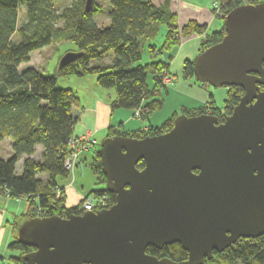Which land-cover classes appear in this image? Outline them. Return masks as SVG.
<instances>
[{"label":"water","instance_id":"obj_1","mask_svg":"<svg viewBox=\"0 0 264 264\" xmlns=\"http://www.w3.org/2000/svg\"><path fill=\"white\" fill-rule=\"evenodd\" d=\"M224 30L194 58L193 75L213 88H241L231 113L220 123L209 113L179 114L165 133L104 139L99 156L115 203L24 222L18 241L35 249L27 264H202L264 233V2L230 10ZM79 56L64 53L58 67ZM173 243L185 262L145 253Z\"/></svg>","mask_w":264,"mask_h":264},{"label":"trees","instance_id":"obj_2","mask_svg":"<svg viewBox=\"0 0 264 264\" xmlns=\"http://www.w3.org/2000/svg\"><path fill=\"white\" fill-rule=\"evenodd\" d=\"M58 1L0 0V142L9 139L12 150L10 158H0V191L12 199H24L28 205L26 212L14 216L11 223L13 241L7 249L18 253L8 257L12 264H27L24 256L35 250L18 241L17 233L24 222L35 217L79 215L77 208L80 203L67 207L61 185L62 181L71 178L64 162L70 152L69 140L75 138L72 135L77 117L73 109L78 105V98L72 90L56 87V77L95 75L101 88L115 91V98L110 103L111 111L139 110L141 118L146 120L162 106V100L152 97L161 89L159 74L168 70L165 63L155 60V51H169L178 46L181 39L199 36L206 27L189 20L179 28L176 15L167 7L155 6V0H105L109 5V23L105 27L93 21V17L103 11L96 0L88 10L85 9L86 0H70V4L60 9L57 8ZM261 2L264 0H215L213 4L219 6L223 23L219 30L200 39L199 53L222 39L225 34L224 16L230 10ZM21 7L24 8V18L19 22ZM212 10L215 12L213 7ZM161 24L167 31L157 50L150 41L156 37ZM61 41H69L75 46L66 52H80V56L65 66L57 67L55 75L44 76L30 67L18 71L20 65L29 62L32 52ZM147 41L146 49L151 61L140 64L143 43ZM109 51L113 53L112 60L102 63L103 55ZM193 62V59L183 61L181 72L184 79L194 77ZM148 73L154 80L151 89L147 85ZM258 87L264 91V83ZM226 91L222 108L206 105L183 108L162 124L149 125L145 130L124 131L109 127L102 141L114 136L140 139L165 133L172 128L178 114L190 117L209 113L215 115L220 123L243 94L242 89L235 86L227 87ZM37 146L42 148L39 159L33 157ZM21 158H24L22 170L17 174L16 163ZM88 166L95 184L102 186L91 190L88 196L106 195L107 208L110 207L115 203V195L105 189L106 177L102 172L99 149L93 151ZM143 166L142 161L136 165L137 169ZM57 192L59 196L56 198ZM145 253L177 263L185 262L188 256L177 243L161 249L149 246ZM202 264H264V233L254 239H238L223 252L214 251L212 258Z\"/></svg>","mask_w":264,"mask_h":264},{"label":"crops","instance_id":"obj_3","mask_svg":"<svg viewBox=\"0 0 264 264\" xmlns=\"http://www.w3.org/2000/svg\"><path fill=\"white\" fill-rule=\"evenodd\" d=\"M191 1L194 3H191L187 0H155L154 4L157 7H167V9L170 12L174 13L176 15V22L179 28L180 26L184 25L189 20H194L198 24H201V25H204V24L207 25L208 26V30L206 32L207 35L215 31V28L220 27V21L213 20L211 16V10H212L211 5L215 2V0H210V2L209 0H203V1L191 0ZM212 27H214L213 30H212ZM158 29H159V26H158ZM192 39L197 40L195 37H190V38L188 37L185 39H181V42L179 43V45L169 51H165V50H161L160 52L155 51V54H156L155 60L165 63L167 65L168 72L171 73L170 72L171 65L175 61L174 58L177 57L178 54L179 56L183 54V56L186 57L184 60L192 59L198 55L199 45L198 46L195 45L193 47V50L185 47V45L191 42ZM153 41L154 40L150 41L152 45H154ZM147 42L143 43V47L146 48V46L149 44V42L148 43ZM155 48L157 49L158 47L155 46ZM149 59H150V56H149ZM171 75H173L174 77V81H173L174 83L177 79V76L176 74H171ZM93 83H95V81ZM187 86H188V89L191 91L188 97L192 94L193 95L196 94L195 96L196 98H192L193 99L192 101H194L193 106L188 107L187 105L185 106V103H180L178 107V109L180 108V111L177 112L176 110L172 114L180 113L183 108L194 109L199 106L206 105L207 103H212L211 106L216 105L215 98H214V94L216 92H212L209 88L210 86H208L207 84L196 85L194 83H190V84H187ZM91 87H92L91 90L93 91V93L90 96V98L87 100V106L83 110H81V108H79L80 101L78 100V105L75 107V110L78 112L77 113L78 115L76 113L75 114L73 113L74 116L77 117V122L74 126L72 137H78L87 132H90L94 134L93 137L95 138V136L99 133L105 134L106 130L109 127L118 128L124 131H133L137 129L145 130L147 129L149 125H152V126L160 125L158 123L149 121V117L152 116L153 113H151L148 119L145 120V119H142L141 117H134V113L136 110L117 109V110L111 111L110 103L114 99L111 100L112 93L109 92L110 90L99 87L97 82L96 84H93V86ZM221 89H224L225 92H227L226 88H221ZM199 91H201V94H198ZM105 93L107 95H105ZM104 95L108 96V98L104 97ZM161 107L159 109H161ZM78 122L82 123V126H83L82 129H80L79 131L76 130V128L79 125V124L77 125ZM144 122H147V123H144ZM7 140L9 141V139ZM8 143L10 146V142ZM41 152H42V148L40 146H37L35 148V155L33 157L35 159H39ZM7 153H8L7 156H12V150L10 147L7 148ZM92 156H93V153H90V152L82 155L79 158L77 167L75 168L72 174V178H68L67 180L61 182L62 183L61 185L63 186V195L65 198V205L67 207H74L78 205L79 203H81L82 200L86 196H88L89 192L92 190L90 185L85 186V184H82V183H87L84 181V180H87V178H89L88 182H90L91 180L88 170L79 169L80 162L81 161L90 162ZM23 160L24 158H21L16 163V173L17 174L21 173ZM76 184H79V185L82 184V185L77 187ZM27 208H28V205L24 199L9 198L5 196L3 192L0 191V264H7L6 258L11 256L9 254L14 253V252L10 253L7 249L8 245L13 241V235H12V229H11V223L13 221V217L26 212Z\"/></svg>","mask_w":264,"mask_h":264},{"label":"rangeland","instance_id":"obj_4","mask_svg":"<svg viewBox=\"0 0 264 264\" xmlns=\"http://www.w3.org/2000/svg\"><path fill=\"white\" fill-rule=\"evenodd\" d=\"M187 1L194 3L191 0H187ZM199 1H203V0H199ZM96 2L98 3V5H100V7L103 9V11H102V13L96 14L93 17V21L98 26H104L105 27L109 23V19H108L109 5L106 4L105 0H96ZM209 2H210V0H209ZM209 2H208V4H209ZM68 4H70V0H59L57 3V8L60 9L63 6L68 5ZM212 7H213V4L211 5V9H212ZM214 9H215L214 10L215 12H212L213 10H211L212 19L215 21L216 20L220 21V27L215 28V31H217L221 28V25L223 23L222 19H221V17L223 15H222V12L220 11L219 6H218V8L216 7ZM23 15H24V8L21 7L20 13H19V22H21L23 20V18H24ZM158 26H159L158 33H157V35L153 41V44L158 47L157 49H159L161 47V44H162L163 39H164V35L166 33V30H167L164 25H158ZM213 29H214V27H212V30ZM207 30H208V26L206 25V27L204 28V32H202V34H200L199 36H197V35L190 36V37H195L197 40L192 39V41L187 43L185 45V47L193 50V47L195 45L198 46L200 39L206 38ZM13 39H16V37H13ZM67 49H75V46L72 43H70L69 41H65V42L61 41V42L49 45V46H47L41 50L35 51L31 55H29L30 60L28 63L22 64L18 67V71L20 72L22 69H26V68L30 67V68L37 69L44 76H53L56 74V68L58 67L60 57L64 53H66ZM198 54H199V52H198ZM112 58H113V53H112V51H109L108 53H105L103 55L101 62L102 63H108V62H110V59L112 60ZM185 58L186 57H184L183 54H181L180 56L178 54L177 57L174 58L175 61L171 65V69H170L171 73H169L168 70H166L167 73H169V74H176L177 79L174 83L172 82L171 86H169L165 89L161 88L157 92V94L152 97L154 99L162 100V107H161V109H159V110L157 109V110L152 112L153 114H152V116L149 117V121L154 122V123H158V124L163 123L166 119H168L172 115V113L174 111H176V110H177V112L180 111V108L178 109L180 103H185V106L187 105L188 107L193 106L194 101H192L193 100L192 98H196L195 97L196 94H194V95L192 94L188 97V95L191 91L188 89L187 84L194 83L196 85H199L201 83L198 82L194 77L190 78V79L182 78L181 70H182L183 61ZM194 58H192V59L194 60ZM149 61H150L149 55L146 51V48L143 47L142 48V54H141V61L139 63L140 64H146ZM94 81H95V83H93ZM93 84H96V76L95 75H84L82 77H77L74 75L69 76V77H60V76L56 77V87L66 88V89L72 90L74 95L80 101L79 108H81V110H83L87 106V100L90 98V96L93 93V91L91 90V88H92L91 86H93ZM147 85H148L149 89H151L154 85L153 75L150 73L147 74ZM209 88L212 92H216L214 94L215 104H216L215 107L222 108L224 105V101L226 99L227 92H225V90L221 89V88H213V87H209ZM226 89H227V87H226ZM108 90H110L109 92L112 93L111 100L114 99V97H115L114 89H108ZM186 93H188V94H186ZM198 94H201V91H199ZM105 95H107V94L105 93ZM105 95H104V97L108 98V96H105ZM206 106L209 107L211 105H209V103H207ZM73 113L74 114L78 113L75 110V108L73 110ZM139 117H141V116H139ZM144 123H147V122H144ZM77 125H78V127L76 128V130L79 131L80 129H82V127H83L82 123L78 122ZM103 137H104V134H102V133L97 134L95 136L97 144L95 146H93V148L90 149L88 152L93 153V151L99 149V143L102 141ZM8 142H10V140L8 141L7 139H4L0 142V158L1 159H8L11 157V156H7L8 155L7 148L10 147ZM88 152H86V153H88ZM86 153L81 154L79 156V158ZM79 158H78V161H79ZM78 161H77V163H78ZM77 163H76L75 168L77 167ZM88 164H89V162H87V161L86 162L85 161L80 162L79 169L88 170L90 178H91L90 182H88L89 178H87V180H84L87 183H82V184H85V186L90 185L92 190H98V189H100L101 185L99 186V185H96L94 183V177L91 173V170H90ZM71 178H72V176H71ZM82 184H80V185L76 184V186L79 187ZM14 253L9 254V255H13V256L18 255L17 252H14ZM9 255H7V256H9ZM6 259H7L6 260L7 264H12L9 262L8 258H6Z\"/></svg>","mask_w":264,"mask_h":264},{"label":"built area","instance_id":"obj_5","mask_svg":"<svg viewBox=\"0 0 264 264\" xmlns=\"http://www.w3.org/2000/svg\"><path fill=\"white\" fill-rule=\"evenodd\" d=\"M217 6L213 4V8H216ZM218 8V7H217ZM158 80L160 82L161 88H167L172 85V82L174 81V77L167 73L166 70L162 71L159 76ZM140 111L136 110L134 113V117H139ZM94 134L87 132L83 135H80L78 137L72 138L69 140V149L70 152L66 157V160L64 162V168L70 172V175L72 176L73 171L75 169L76 163L78 161V158L81 154L88 152L90 149L93 148V146L96 144V140L93 137ZM6 193H9L8 191ZM56 198L59 196V193H56ZM107 208V196L101 195V196H86L80 205L77 208V211L79 215L83 214L85 211H92L96 212L98 210ZM37 208V212H38Z\"/></svg>","mask_w":264,"mask_h":264},{"label":"flooded vegetation","instance_id":"obj_6","mask_svg":"<svg viewBox=\"0 0 264 264\" xmlns=\"http://www.w3.org/2000/svg\"><path fill=\"white\" fill-rule=\"evenodd\" d=\"M226 116V114L223 116V117H225ZM222 119H224V118H222ZM223 121V120H222Z\"/></svg>","mask_w":264,"mask_h":264}]
</instances>
